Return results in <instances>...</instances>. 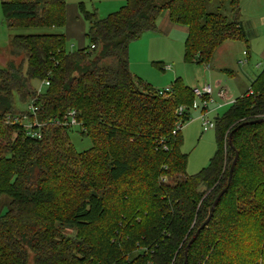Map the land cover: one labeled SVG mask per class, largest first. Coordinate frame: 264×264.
<instances>
[{"label":"trees","instance_id":"obj_1","mask_svg":"<svg viewBox=\"0 0 264 264\" xmlns=\"http://www.w3.org/2000/svg\"><path fill=\"white\" fill-rule=\"evenodd\" d=\"M211 1L125 0L104 17L79 1L89 43L75 50L63 33L11 36L0 65V195L9 197L0 264H183L185 255V264H264V67L214 119L216 151L194 174L181 150L192 87L176 78L155 89L129 68V44L157 31L163 13L187 28L185 62L208 65L223 42L247 43L239 0L228 2L231 18ZM0 9L12 29L66 20V0H0ZM15 98L30 109L17 111ZM24 119L41 125L39 138ZM75 126L89 148H74Z\"/></svg>","mask_w":264,"mask_h":264},{"label":"rangeland","instance_id":"obj_2","mask_svg":"<svg viewBox=\"0 0 264 264\" xmlns=\"http://www.w3.org/2000/svg\"><path fill=\"white\" fill-rule=\"evenodd\" d=\"M79 1H84L87 9H91L90 4L95 2V0H66V20L62 27L8 28L3 22L0 9V65L11 59L10 39L15 33H63L66 37L67 50H75L86 46L89 43L85 36L87 22L84 21L79 13L83 19L82 21H84V31L82 29L75 31L76 26L73 28L71 24L73 21L68 20V4H77ZM102 1L100 12L98 11L97 13L95 9L98 17L106 16L107 14L102 10L103 7L113 4L110 0ZM157 1L163 2L165 0ZM228 2L229 0H212L208 3V9L210 11H220L231 18ZM124 3L125 0L120 6ZM239 9V19L243 23L245 31L249 34L247 43L242 40H227L223 42L216 49L209 65H204L184 61L183 43L181 45V41L178 42L175 39L159 41L156 45L158 52L155 53V56H160V59L155 61L164 62V65H168L170 69L168 68L169 70L164 71L152 62H139L143 64L142 69H138L143 77L138 74L137 76H140L144 81L159 90L169 88L176 78H180L184 84L192 88H201L208 84L213 89L212 100L214 99L216 102L218 101L216 92L220 88L224 89L225 94L229 98L235 99L239 97L249 87L250 81L264 67V0H239ZM243 50L249 51L248 61L246 55L243 54ZM32 85L39 93L45 91V83L37 79L32 81ZM229 102L223 109L215 112L214 115L209 114L208 117L213 120L216 114L220 115L223 113L229 107ZM195 105L196 108H191L190 118L183 124L181 130L183 136L181 150L188 155L187 174H194L207 166L216 151L215 129L213 127L208 128L206 131L202 130L201 113L198 108L200 101L198 99H195ZM15 108L17 111L30 109L29 103L27 101L22 102L19 98H15ZM23 122H26V119ZM69 139L77 151L85 150L91 145L88 138L79 134L76 126L70 131ZM8 204L9 197L6 194H1L0 214L5 212Z\"/></svg>","mask_w":264,"mask_h":264},{"label":"crops","instance_id":"obj_3","mask_svg":"<svg viewBox=\"0 0 264 264\" xmlns=\"http://www.w3.org/2000/svg\"><path fill=\"white\" fill-rule=\"evenodd\" d=\"M104 1H107V0H104ZM102 2H103L102 0H95V2L90 4L91 9H88V10H95L96 9L97 13H98V11L100 12V4H102ZM110 2H112L113 4L112 5L108 4V5L104 6L102 9L103 11H105L104 13H106V14L113 12L116 9H118V7L123 3V0H110ZM94 5H96V6H94ZM86 9H87V7H86ZM106 14H104V15H106ZM68 20L73 21V22H71V24L73 25V28H74V26H76L75 31H78L79 29H82V30L84 29V21L85 20L82 21L83 19L80 17L77 4H75V3L68 4ZM157 29H158L157 31L144 32L138 39L132 41L128 46L129 68H130V71L133 74H135L136 76H137V74L142 76L141 72L138 69H142L143 64H140L139 62H145V63L159 62L161 65V70L166 71V70L170 69V68L169 69L163 68L164 62L155 61V60L160 59V56H155V53L158 52L156 50V45L159 41L163 42V40L175 39L178 42L181 41V45H182V43L184 44L183 41L185 39L184 37H186L187 28L185 26L177 25V24L173 23L169 19L167 13H164L158 19ZM244 52H246L245 55H246L247 61H248L249 51L243 50V54H244ZM163 57H165V56H163ZM144 65H146V64H144ZM255 77L250 81V83L255 79ZM249 87H250V84H249ZM249 87L244 92H246L249 89ZM220 89H223V88H220ZM244 92H242L241 95ZM224 93H225V91H224ZM216 97L218 98L217 102H216V100L213 99L212 101L208 102V103H210V105H208V103H207L206 110L208 112V115L209 114L214 115L215 112L223 109L226 106V104L228 103V101L232 100V98H229L226 94H225L224 99H221L218 96H216ZM198 108H199L200 113H201L202 106L200 107V105H199ZM217 116H218V114H216V116H214L213 120Z\"/></svg>","mask_w":264,"mask_h":264},{"label":"built area","instance_id":"obj_4","mask_svg":"<svg viewBox=\"0 0 264 264\" xmlns=\"http://www.w3.org/2000/svg\"><path fill=\"white\" fill-rule=\"evenodd\" d=\"M244 54H245V52H244ZM163 68L168 69L169 66L163 65ZM45 84H47V82ZM165 90H168V88H166ZM192 92H193L195 98L200 101V105L202 106V109H203L201 111V114H200L202 130L206 131L208 128H213L214 127V120H212L208 117V112L206 110L207 103L209 101H212L213 90H212L211 86L207 84L201 88L194 87V88H192ZM216 94L221 99H224V97H225V93H224L223 89H219L216 92ZM233 100L234 99L230 100L229 103L233 102ZM31 107H33V106H31ZM195 107H196V105L194 102L192 108H195ZM33 109H35V108H33ZM183 110H184V107L182 105H180L178 107V111H177L178 114H181L183 112ZM69 116H70L69 123L72 125H77V122L74 118V111H70ZM23 118H26V117L23 116ZM7 120H10L9 116H8ZM13 121L18 122V119L15 117L13 119ZM22 123L28 129V134H30L33 137H37V138H39L41 136L40 131L38 129L33 128V126H37V127L41 126L38 122H32L31 120L26 119V122H22ZM65 123H68V121Z\"/></svg>","mask_w":264,"mask_h":264},{"label":"water","instance_id":"obj_5","mask_svg":"<svg viewBox=\"0 0 264 264\" xmlns=\"http://www.w3.org/2000/svg\"><path fill=\"white\" fill-rule=\"evenodd\" d=\"M228 143L231 144V132L228 134ZM236 159H237V152H235V156L230 164V167H229V177H228V180L230 179V175L232 174V170H233V167L235 165V162H236ZM225 188L222 189L218 195L216 196V198L214 199L213 203H212V206H211V210H210V213L208 215V217L205 219V221L200 225V227L195 231L194 235L192 236V238L189 240L188 244L190 242H192L194 240V238L196 237V235L198 234L200 228L204 227L206 225V223L209 221L210 217H211V214H212V210L214 208V206L216 205V203L218 202L219 198L221 197V195L223 194ZM186 253V251H185ZM186 259H187V256L185 255V258H184V262L183 264H185L186 262Z\"/></svg>","mask_w":264,"mask_h":264}]
</instances>
